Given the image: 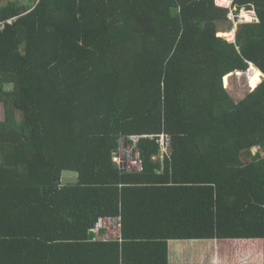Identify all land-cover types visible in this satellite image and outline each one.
Masks as SVG:
<instances>
[{
	"label": "trees",
	"instance_id": "1",
	"mask_svg": "<svg viewBox=\"0 0 264 264\" xmlns=\"http://www.w3.org/2000/svg\"><path fill=\"white\" fill-rule=\"evenodd\" d=\"M31 1L0 3V264H168L169 241L264 240V78L238 101L223 87L264 75V0ZM133 135L141 173L116 160ZM107 216L121 241L97 239Z\"/></svg>",
	"mask_w": 264,
	"mask_h": 264
},
{
	"label": "rangeland",
	"instance_id": "2",
	"mask_svg": "<svg viewBox=\"0 0 264 264\" xmlns=\"http://www.w3.org/2000/svg\"><path fill=\"white\" fill-rule=\"evenodd\" d=\"M31 2H34V0H32ZM217 4L223 5L227 9L231 6L229 0H219ZM248 14H251L252 17H254L257 20V23L259 22L256 12L254 13L249 10L241 12V16H245ZM230 21H235L232 15H230ZM224 29L225 26L222 25L221 30ZM219 34H222V36L218 35V37H223L226 41L229 42H233L236 36L235 31L231 33H219ZM228 35H232V37ZM258 72L255 71L254 69L253 70L251 69L249 70V72L246 73L228 75L225 77L226 80H223V87L232 95V97L236 101H238L245 96V94L248 92L247 90L253 88V86L259 80V76H260V80L262 79V75H260V73L258 74ZM252 75L254 79L250 80ZM2 112H3V108L2 105L0 104V119L2 118L3 115ZM226 243H233V245H237V247H234V249H227L223 246ZM219 245L223 249L225 255L226 254L229 255L231 252H235L237 254V259L240 264H257V261H260L261 259H262V264H264V240H260V239L239 240V241L237 240L233 242L222 241L219 242Z\"/></svg>",
	"mask_w": 264,
	"mask_h": 264
},
{
	"label": "built area",
	"instance_id": "3",
	"mask_svg": "<svg viewBox=\"0 0 264 264\" xmlns=\"http://www.w3.org/2000/svg\"><path fill=\"white\" fill-rule=\"evenodd\" d=\"M230 15H232L233 19L236 18L233 13H230ZM238 19L241 22L257 23V20L252 17L251 14L241 16L240 13L238 15ZM142 137L146 138L147 136H131L129 138L128 144L123 147L121 154L116 159L122 169L134 173H141L143 171V165L141 163V154L138 148L139 141ZM148 137H150L151 139H155L156 143L160 146V161L162 162L164 158L170 155L171 153L170 137L165 133L159 134L157 136L149 135ZM94 229L101 233L102 237L100 238L102 239L116 241L122 240V219L119 216L99 217L95 223Z\"/></svg>",
	"mask_w": 264,
	"mask_h": 264
},
{
	"label": "crops",
	"instance_id": "4",
	"mask_svg": "<svg viewBox=\"0 0 264 264\" xmlns=\"http://www.w3.org/2000/svg\"><path fill=\"white\" fill-rule=\"evenodd\" d=\"M3 2L5 0H0V3ZM219 242L222 241H169L167 244L168 264H240L237 254L231 252L229 255H225ZM223 246L227 249L237 247L233 243H226ZM132 262L133 260L127 261L128 264H133ZM257 264H262V259L257 261Z\"/></svg>",
	"mask_w": 264,
	"mask_h": 264
},
{
	"label": "water",
	"instance_id": "5",
	"mask_svg": "<svg viewBox=\"0 0 264 264\" xmlns=\"http://www.w3.org/2000/svg\"><path fill=\"white\" fill-rule=\"evenodd\" d=\"M62 183L63 184H76L78 183V174L73 171L62 172Z\"/></svg>",
	"mask_w": 264,
	"mask_h": 264
},
{
	"label": "clouds",
	"instance_id": "6",
	"mask_svg": "<svg viewBox=\"0 0 264 264\" xmlns=\"http://www.w3.org/2000/svg\"><path fill=\"white\" fill-rule=\"evenodd\" d=\"M218 1H219V0H216V5H217L218 7H224L223 5H218V4H219V3L217 4ZM224 8H225V7H224ZM228 9H229V8H228ZM234 31H235V30H234ZM234 31H233V32H234ZM230 33H231V32H230ZM251 69H252V70H253V69H254V70H257V69H255V68H251ZM257 71H259V70H257ZM261 75H262V79H263V78H264V75H263L262 73H261ZM262 79H261V80H262ZM261 80H260V82H261ZM260 82H259V83H260ZM259 83H258V84H259Z\"/></svg>",
	"mask_w": 264,
	"mask_h": 264
},
{
	"label": "bare ground",
	"instance_id": "7",
	"mask_svg": "<svg viewBox=\"0 0 264 264\" xmlns=\"http://www.w3.org/2000/svg\"><path fill=\"white\" fill-rule=\"evenodd\" d=\"M222 2V1H221ZM223 3V2H222ZM226 3V2H225ZM229 5V4H228ZM251 66V65H250ZM255 71H257V70H255ZM258 72V71H257ZM260 73V75H261V72L259 71L258 72V74ZM254 79V77H253V75L251 76V79L250 80H253Z\"/></svg>",
	"mask_w": 264,
	"mask_h": 264
}]
</instances>
